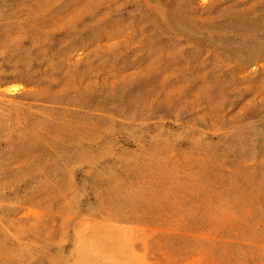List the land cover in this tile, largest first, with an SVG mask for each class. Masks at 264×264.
I'll return each mask as SVG.
<instances>
[{
  "label": "rangeland",
  "instance_id": "rangeland-1",
  "mask_svg": "<svg viewBox=\"0 0 264 264\" xmlns=\"http://www.w3.org/2000/svg\"><path fill=\"white\" fill-rule=\"evenodd\" d=\"M0 264H264V0H0Z\"/></svg>",
  "mask_w": 264,
  "mask_h": 264
}]
</instances>
